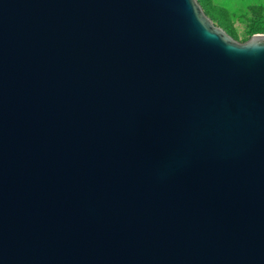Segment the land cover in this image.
I'll use <instances>...</instances> for the list:
<instances>
[{
	"label": "water",
	"instance_id": "obj_1",
	"mask_svg": "<svg viewBox=\"0 0 264 264\" xmlns=\"http://www.w3.org/2000/svg\"><path fill=\"white\" fill-rule=\"evenodd\" d=\"M0 264H264V33L0 0Z\"/></svg>",
	"mask_w": 264,
	"mask_h": 264
},
{
	"label": "rangeland",
	"instance_id": "obj_2",
	"mask_svg": "<svg viewBox=\"0 0 264 264\" xmlns=\"http://www.w3.org/2000/svg\"><path fill=\"white\" fill-rule=\"evenodd\" d=\"M227 17L236 40L242 42L249 38L253 24L264 21V0H210Z\"/></svg>",
	"mask_w": 264,
	"mask_h": 264
},
{
	"label": "trees",
	"instance_id": "obj_3",
	"mask_svg": "<svg viewBox=\"0 0 264 264\" xmlns=\"http://www.w3.org/2000/svg\"><path fill=\"white\" fill-rule=\"evenodd\" d=\"M201 5L205 14L212 20V22L225 30L234 39L236 35L227 21L226 15L217 7L211 4L210 0H197ZM254 33H264V21H259L253 24L250 28L249 37Z\"/></svg>",
	"mask_w": 264,
	"mask_h": 264
}]
</instances>
